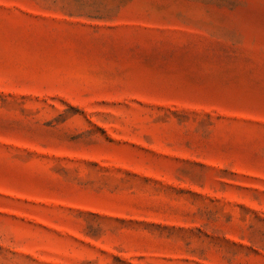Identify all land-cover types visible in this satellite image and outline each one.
I'll use <instances>...</instances> for the list:
<instances>
[{"label":"rangeland","instance_id":"rangeland-1","mask_svg":"<svg viewBox=\"0 0 264 264\" xmlns=\"http://www.w3.org/2000/svg\"><path fill=\"white\" fill-rule=\"evenodd\" d=\"M0 264H264V0H0Z\"/></svg>","mask_w":264,"mask_h":264}]
</instances>
